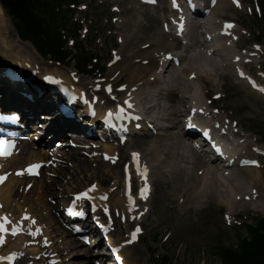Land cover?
<instances>
[{
    "label": "rangeland",
    "instance_id": "rangeland-1",
    "mask_svg": "<svg viewBox=\"0 0 264 264\" xmlns=\"http://www.w3.org/2000/svg\"><path fill=\"white\" fill-rule=\"evenodd\" d=\"M79 1L83 2L82 4L86 8L80 9L78 7L75 9L73 15V21L77 23L73 31L76 32V29L78 31L77 37L73 35L76 41L75 44L79 48L80 53H89L96 57V63L90 62L96 65L94 69L97 67L99 69L103 68L106 77L108 75L110 76L109 72L111 68L107 69L106 65L111 61L113 56L112 52L115 51L117 53L123 49V52L119 53V56L123 54L122 58L125 61H128V59L132 61V56L136 51L147 50L150 45L156 43V39L153 38L160 35L158 32L161 30L162 21L169 13L167 0H158V5L154 7H143L135 1L132 3L131 0ZM241 1L242 7L240 10H235L230 5H226L216 13V18L237 22L240 30L244 32L240 37V43L237 45L238 50L246 49L251 42L249 32L264 33V0L260 4L261 16L254 11L253 5L256 2L251 3L250 0ZM113 6L118 7L119 10L112 12ZM249 9L254 14H248ZM8 24L9 22L4 18L3 23H0V32L3 35L2 37L6 39H4L6 42L5 49L8 54L13 56V63H29L32 68L37 69L39 75L54 72L65 76L68 69L72 68L71 66L66 68L44 60L33 51H16L18 46L13 44L15 39ZM192 33L194 34L195 32ZM120 40L121 43H119ZM261 40L264 44V37ZM122 41L124 44H122ZM10 43H12L13 47ZM146 45L148 47L143 48ZM151 47L153 48V46ZM74 52L76 51L73 50L72 53ZM262 52L264 53V47H262ZM150 53L152 52L150 51ZM199 56H195V62L194 59L190 58L189 62H193V64L189 65L192 68L195 67L199 72L207 70V72L197 74L199 77H196V82L192 81L199 87V83H201L204 99L211 98L212 94L221 93V100L215 103L214 106L225 110L226 114L232 115V119L237 121L245 131L249 132L246 133L250 135L248 137L256 140V143L264 147V97H260L251 92L244 83H237L227 72H218L217 68L219 67H216L212 60H205L201 55ZM259 56V62L257 63L259 65L256 64L251 68L253 72L263 69L262 67L259 68L262 61L264 67V56L261 54ZM0 57L2 61H6L2 54ZM29 60L31 61L29 62ZM72 64L74 65V61L70 65ZM149 64L145 67L150 68L151 64ZM154 68L155 64L152 63V69L145 72L142 80H148V75ZM195 69H191V72L194 73L196 71ZM188 71V69H185L183 72L187 75ZM118 73L114 78L115 83L112 88L115 97H123L122 94H119L121 90L118 85L128 87L131 83L130 74L127 67L119 70ZM88 77L90 79L97 78L95 75ZM88 77L86 75L80 76V82L83 85H87L88 80H90ZM185 89L187 93L191 91V88ZM28 90L31 92L32 88L28 87ZM152 100L153 103H163L158 98ZM182 104L183 102L176 101L173 106L178 114L172 117L169 116L170 120L178 121L177 131L182 129L181 120L185 115V108H183ZM162 108L163 114L167 115L169 113V107L162 105ZM159 123L163 124L162 121ZM173 131L176 132V130ZM163 135L164 133L155 137H132L127 146L122 149V153L125 154L128 150H137L142 154L147 163L150 164L152 184L149 200L145 203H138V211L140 214L134 217V221L142 226L141 232L137 236V243L134 246L136 250L129 248L124 253L130 260V264H220L216 257L217 246L232 247L235 245L238 233L243 234L242 228L244 226L251 223L253 219L264 218V206L263 208H258V203L255 202L254 207H238L235 210L236 217L233 218L230 215V218L227 215L229 211L226 206L215 205L211 202H206L208 205L203 202H193L196 201L194 194L200 193L201 190L193 193L192 196L194 199L191 200L192 202L190 201V203L183 205L180 196L173 194L177 189L181 192L182 188L180 186L182 184L180 180L174 177H170V179L168 174V177L165 176L162 173L163 170L160 168L161 164L157 161L162 155L161 146L164 147L168 144V141ZM182 146L185 149L184 143ZM99 153L100 151L97 149H93L92 152L87 151L86 154L92 157L87 159L79 150L64 151L61 155L66 157V164L62 168H59L57 172H53L54 174L56 172L55 178L48 176L42 177L37 183H34L33 188L27 194L20 192L19 198L14 199V203L28 208L36 219L45 226L47 235L52 242L50 250L53 254H56L55 258L59 260L57 264H94L92 259H87L79 255L80 252L78 253V251L89 250V248L80 245L61 226L59 209L66 202V197L68 198L72 193L87 190L92 184H98V187H101L102 191L122 187V166H110V162H105L103 158H96ZM72 154H75L81 161L71 157ZM171 156L175 161L180 160L176 155ZM83 161H86V163H80ZM261 163V168L257 170L259 171V178L263 181L260 190L264 195V160ZM180 165H183V163ZM167 167H165V170L168 169L169 171L171 164ZM195 175L201 177L199 174ZM210 175H212L210 178L211 181L217 187L221 183L217 175L214 173ZM216 178L218 179V184ZM40 184L47 185L46 187L49 186L47 190H43L45 193L39 189ZM201 185L203 183L199 187ZM15 187L13 188L12 195L15 194L17 197L18 193ZM118 189L115 192L113 191L110 196L112 208L117 210L121 203L119 201L118 205L117 201L118 199H122V188L120 190ZM221 189L223 191L225 190L223 187ZM242 201L243 199L241 197ZM246 203L248 204L249 202ZM225 216H228L229 220L225 219ZM127 229H130L127 227V223H121L118 226V234L121 232H125L126 234ZM7 247L4 251H6ZM134 250L140 253L136 255L134 254L136 253ZM90 254H93V252H90ZM29 256L27 255V260L22 261L20 264H32L35 262L32 259H28ZM37 263L42 264L41 261Z\"/></svg>",
    "mask_w": 264,
    "mask_h": 264
},
{
    "label": "bare ground",
    "instance_id": "bare-ground-1",
    "mask_svg": "<svg viewBox=\"0 0 264 264\" xmlns=\"http://www.w3.org/2000/svg\"><path fill=\"white\" fill-rule=\"evenodd\" d=\"M202 1H203V3L206 2L205 0H202ZM223 5H224V0H219L218 4L211 11V13L207 17V19L203 22L204 24L202 26H203V29L205 30V35L210 37L211 41L210 42L209 41L202 42V41L197 40L193 43L192 48H194V51H196L197 49H200V47H202L205 43L209 44L210 48L214 50V53L212 54V56L208 57L207 52H205L204 54L201 52H198L197 54L201 55L205 60L206 59L212 60L214 62V64L217 65V67H219V68H217L218 72L226 71L229 74H231L232 76H234L233 75V70H234L233 69V60L237 56L236 55V46H234L235 45L234 43H232V45H231L232 47L229 46L232 41L227 40L226 38H223L220 36V32H221L222 28H221V26L217 25V21H216V17H215L216 13L218 12V9H220V7H222ZM170 9H171V7H170ZM4 18H5V15L3 14L2 9L0 7V23H3ZM169 18L171 20V23L176 21L174 18V15H170ZM198 19H201V18H198ZM192 28H194V27H192ZM158 33H160L161 36L159 35L158 37L156 36V38L155 37L153 38V39H156V43L150 45L147 48V50L136 51V53H134L132 56V59H133L132 61H130L131 59L130 60L128 59V61H125L122 58L123 54H121V60L118 63H116V65L114 67H112V69L109 73L111 76L117 70L118 71L122 70L125 67L128 68V71L130 74V80L132 83V84L130 83V85H128V86H129L130 90L131 89L134 90V91H132V94L129 93L130 97H132L133 101L134 102L136 101V103L138 105H140L138 103V100L145 103V105H146L145 110L141 109L140 107H137V108H138V110H143V112L146 113L147 115L149 114L148 112H151V111L154 112L155 111V110L153 111V109H151V106H149L151 99L158 98L159 101L161 100L163 102V103L159 102L160 105L157 106V111L154 113L155 120L153 119L152 122L154 123L153 126H156V128L158 129V133L160 135H162V133H164L163 137H165V139L168 141L167 142L168 144H166L164 147L161 146L162 155H161L160 159H157V161H159V164H161L160 168L163 170L162 173L165 174V176H167V174H168L169 178L174 177V178L180 180V182L182 184V186H180L182 188L181 192H179L178 189L176 188L177 190L173 194L179 195L180 198L182 199L183 205H184L185 203H190V201L194 199L192 195L195 191L201 190L200 193L194 194V197H196V201H193V202H195V203H202V202L203 203H206V202L210 203L211 202L215 205L226 206L228 208V211L233 216L236 215L235 210L238 207H241V208H245L247 206L254 207L256 204L255 202H258V208H263L264 197H263L262 192L260 190V187H262L263 181L259 178V176H258L259 171L257 169H252V168L237 169V168H233V167L225 168L224 166L212 167V163L209 162V160L204 155L198 154L191 149V144H189L187 142L188 138H187V135L184 133V131H183V133L177 131L178 121L176 122L174 120H170V118H169V116L172 117V116L178 114L175 111V107L173 106V104H175L176 101L184 102V99L185 100L189 99L188 104H189V106H192V108H197L198 106H200V103H202V100H201V97H202L201 83L197 82L200 84V87H199L198 85H196L194 83L197 81L196 78H195L194 82H191L188 80V78L183 80L182 78L179 77L180 76V74H179L176 77L177 79H171L172 84H176V86H177L176 88H174L173 86H168V85L165 86L164 88H160L164 84L163 78L166 74H167V77L172 78L174 76V72H173L174 70L173 71L168 70V68L170 66L169 63H168V65H166L167 63H165L164 66H161L157 70H153V72H151L148 75V77H150V76L153 77L152 82H149V80H142L145 72L149 69L150 70L152 69V63H150L151 64L150 65L149 62H153V58H154L155 54L159 55L163 51V49H165V50H164V52H162L163 54L161 57L168 54L169 52L181 54L184 52H190L191 51L190 50L191 47H185V46L181 45L180 44L181 42L179 41V39H176L173 34L172 35L169 34L168 36H165V34H163V32L161 30ZM4 39H5V37H2L0 35V51H1V48L5 47L6 42L4 41ZM184 40H187V42L189 41L188 38H184ZM152 41H154V40H152ZM151 46H153V48ZM122 47H124V45H122ZM150 51L152 53H150ZM122 52H123V49L121 50V53ZM0 55H1V53H0ZM23 57H24V55H23ZM24 58L27 59L26 57H24ZM138 59H139V62L137 61ZM160 59L161 58H159V60ZM144 60H146L148 62V64L150 65V68H146L145 66H142V63H140V62H143ZM189 60H190V58L185 57L180 62L177 70H179L181 68V66L184 64V62H186V61L189 62ZM136 62H138L139 64H136ZM8 67L10 68V66L7 63H4L0 57V73H2L3 70L5 68L7 69ZM191 69H193V68H191ZM197 71L198 70H196V72ZM201 72H203V71H201ZM190 73H192V72H190ZM198 75H199V73H198ZM110 76H108V77H110ZM234 78L237 82H239V80H237V78L235 76H234ZM136 79H139V80H136ZM185 88H191V91H189V93H187ZM187 94H188V96H187ZM102 95H104V94L102 93ZM111 100L112 99H110V98L107 99V102H108L107 105L108 106L111 105L110 104L112 102ZM11 103H15V101L13 100ZM170 103H173V104H170ZM186 104L187 103H185V107H186ZM39 105L37 108H39L41 110L42 115H44V116H50V115L54 116L55 115L53 108H49L50 107L49 105L45 104L44 102H40ZM100 105H101V102H99V105L96 108L98 115L99 114L102 115L103 110L105 108L103 105H101V106ZM115 105H116V103H115ZM162 105H165V106L167 105L169 107V113L167 115L163 114ZM38 112H40L38 109H34L33 107L29 108L30 115H32L34 117L37 116ZM54 117H56V115ZM149 118H153V117L149 114ZM156 120L159 122L162 121L163 124L157 123ZM27 124L30 125L31 122H28ZM50 124L53 126L55 125L54 121L51 122ZM51 125H49L48 130H49L50 134L53 136H56L59 132L63 133V131L66 130L64 127H59L61 131L60 130L54 131L53 128H51ZM138 126L141 128V130L140 131H138V130L133 131L131 129L130 130L131 134H135V136L136 135L138 136L140 134L142 136L147 137L148 136L147 134H149V133L151 134V132H153L151 129L148 128V126L145 123H142ZM72 127H73V125H72ZM132 128H135V125L132 126ZM173 130H176V132ZM154 134L155 133L153 132V135H151V136H155ZM33 135H35V134H32L31 136H33ZM51 135H48V136L50 137ZM240 139H242V138H240ZM244 142H245L244 145L238 144V147L235 149L234 154L238 153V156H237L238 158L237 159H232V158L228 159L231 165H232V162H238L240 160V158H244V156H242V155H246V153H249L252 155V152H249V150H251L250 149L251 146H249L247 144V140H245ZM183 143L185 145V149H183V146H182ZM25 147H26V149H30V147H27V146H25ZM233 147H235V144H233ZM7 152L10 154H6V156L4 158H0V173H7L8 168L19 167V164L31 162L32 161L31 159L36 158L37 154L39 155L42 153L41 150H39L37 153L30 152L29 157H27V158L22 157V153H21V156L19 158H18V156L20 154L13 159L11 158L12 159L11 160L10 159V157L12 156L11 148H9V150ZM112 154L114 155L115 151H113ZM171 155H176V157L179 158L180 160H177V161L173 160ZM121 156L122 157L126 156L125 159L121 158V160L124 161V163H125L127 160V157H129V156L125 153H122ZM71 157H74L77 160H80L79 158L76 157L75 154H72ZM84 162L86 163V161H83L80 163L83 164ZM180 162L183 163V165H180L181 164ZM164 164H166V165H164ZM170 164H171V167H170L169 171H168V169L165 170V167L168 168L167 166ZM234 164H239V163H234ZM200 170L202 172V177H198L195 175ZM139 171L142 174L145 173V170L143 169L142 165H139ZM212 173L216 174L219 181L221 182V183L219 182L220 184H218V179L216 178L217 184H218V185L216 184L217 187L214 185V182H212L210 179L212 177V175H210V174H212ZM212 179H214V178H212ZM207 181H209V183H207ZM18 183H19L18 180L12 179V177H11V179L9 178L7 180V182L4 184V186L1 187V189H0V198L4 204V209L10 211V214L12 216H15V214L13 212H18V213L20 212V214H21V211L23 210V208H21L18 205H15L14 209H12L10 207L11 202H13V198L16 197L15 194L12 195V191H13V188L15 187V184H18ZM201 183H203V185H201V187H199V185ZM122 187H120L118 190H120ZM222 187L226 190V192H224L225 190L223 191L221 189ZM47 189H48V187H46V186H43V185L40 186V190H47ZM254 190H258L257 192L259 194L258 197L255 199V201H250V203H248V204L245 203L244 201L241 202V197L244 199L246 196H250ZM146 194H147V192H145V195ZM17 197H18V195H17ZM178 197H177V199H178ZM252 200H253V198H252ZM96 201H98V200H96V198H95V200H93V202L96 205H99L100 202L96 203ZM119 201H121L120 205H119ZM118 205L122 206L123 200L118 199ZM23 225H24V223H23ZM27 229H29V228L27 227ZM9 239H6L5 245L1 247L2 251H4V249L7 247V245H8V247H7L5 252H7V250L8 251L11 250L12 252H16L19 249H21V244L23 242L22 239H20V238H16L15 240L14 239L9 240ZM9 242H12V243H9ZM94 243L97 244V241H94ZM133 248L136 250L134 245L132 246L131 249H133ZM79 252L83 253L85 256L90 255V252L88 250L78 251V253ZM135 252L136 253H134V254H136V255H138L140 253L139 251H135Z\"/></svg>",
    "mask_w": 264,
    "mask_h": 264
},
{
    "label": "trees",
    "instance_id": "trees-1",
    "mask_svg": "<svg viewBox=\"0 0 264 264\" xmlns=\"http://www.w3.org/2000/svg\"><path fill=\"white\" fill-rule=\"evenodd\" d=\"M64 1L0 0V4L23 40L29 41L40 54L62 61L69 54L60 42ZM237 239L232 247L217 246L220 264H264V219H255Z\"/></svg>",
    "mask_w": 264,
    "mask_h": 264
},
{
    "label": "snow or ice",
    "instance_id": "snow-or-ice-1",
    "mask_svg": "<svg viewBox=\"0 0 264 264\" xmlns=\"http://www.w3.org/2000/svg\"><path fill=\"white\" fill-rule=\"evenodd\" d=\"M153 2H155V0H153ZM174 5H175V0H174ZM228 27H232V25H229ZM241 74L243 75V73H241ZM47 79H53V78L49 77ZM53 82H56V81L53 80ZM261 91H264V88H262ZM0 145H8L10 147L12 145V142L11 141H0ZM0 154H10V153H8L7 151H5V152H0ZM134 156H135V154H134ZM250 163L255 164L256 162L255 161H250ZM36 167H38V165L30 166V170H32V169H34ZM3 179H4V177H0V182H2ZM82 195L86 196L87 193L82 194ZM25 219H27V217H25ZM8 223H10V221L8 220L7 217H0V234L9 231V229L6 228V225ZM20 230H22V229L19 226H16V227H13L11 229V232H12L13 235H15ZM138 231H139V229H137V232ZM38 233H39V230H37V234ZM133 238H135V233L133 234ZM2 241H3V235H0V242H2ZM15 256H16V254L13 253L12 255H10L9 257H7L6 259H8L11 262L12 260L15 259ZM0 259H5V258H0Z\"/></svg>",
    "mask_w": 264,
    "mask_h": 264
}]
</instances>
